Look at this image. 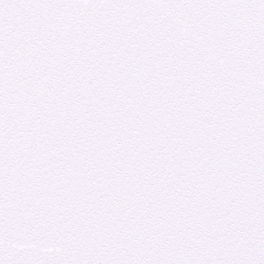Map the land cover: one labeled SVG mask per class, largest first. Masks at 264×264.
Returning a JSON list of instances; mask_svg holds the SVG:
<instances>
[{"label": "snow or ice", "instance_id": "snow-or-ice-1", "mask_svg": "<svg viewBox=\"0 0 264 264\" xmlns=\"http://www.w3.org/2000/svg\"><path fill=\"white\" fill-rule=\"evenodd\" d=\"M0 264H264V0H0Z\"/></svg>", "mask_w": 264, "mask_h": 264}]
</instances>
